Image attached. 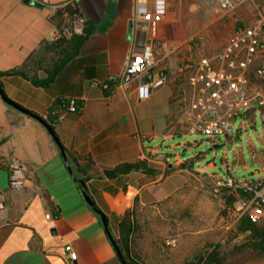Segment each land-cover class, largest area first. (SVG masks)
Returning a JSON list of instances; mask_svg holds the SVG:
<instances>
[{
    "label": "crops",
    "instance_id": "0c3cea01",
    "mask_svg": "<svg viewBox=\"0 0 264 264\" xmlns=\"http://www.w3.org/2000/svg\"><path fill=\"white\" fill-rule=\"evenodd\" d=\"M185 1L168 0L166 16L150 23L146 32L133 19L138 0H44L39 2L42 7L35 0H0L1 86L21 107L49 115L75 172H70L47 126L0 92V157L16 158L27 166L23 188L0 183V264H69L67 245L76 252L73 264H125L76 177L85 180L118 238L119 222L128 209L169 197L193 171L225 176L195 166L196 154L160 151L159 139L172 140L188 132L178 116L176 92L186 89L183 80H171L144 99H138L135 84L112 82L122 72L132 44L142 46L150 38L169 44L171 53L181 48L187 38L181 36L183 26L175 19L181 18ZM197 2L189 4L190 10H198ZM262 2L239 0L238 5L255 15ZM74 11L83 22L73 18ZM85 26L92 30L79 45L74 35ZM158 57V68L172 73L173 60L164 63L161 53ZM51 71L53 79L47 85L31 78L46 79ZM257 90L264 93V86ZM71 98L78 100L80 111L68 109ZM255 111L256 106L248 109L246 116L252 118ZM242 126L243 122L239 129ZM182 144L194 145L188 141L170 146ZM263 153L252 151L257 161ZM139 159L153 172L106 174L120 163ZM150 189L153 192L146 194ZM192 256L183 254L178 262Z\"/></svg>",
    "mask_w": 264,
    "mask_h": 264
},
{
    "label": "rangeland",
    "instance_id": "374dc122",
    "mask_svg": "<svg viewBox=\"0 0 264 264\" xmlns=\"http://www.w3.org/2000/svg\"><path fill=\"white\" fill-rule=\"evenodd\" d=\"M193 1L195 0L183 2L181 18L175 19L185 29V32L181 29V36L187 39L178 51L168 55H164V52L161 54L164 63L172 59L177 65L184 56L188 58L216 54L223 50L239 22H250L257 17V14L248 13L244 4H239L230 11L218 9L216 0H198V10L192 11L189 4ZM254 81V89L259 85L264 86V80L258 77ZM176 93L180 95L179 92ZM255 106L252 118L242 115L236 118L233 136L227 140L225 136H221L216 142L226 141L220 148H215L212 140L203 133L187 132L172 140H158V143H162L161 152L196 154L195 166L225 176L193 171L187 181L169 197L150 205H137L134 208L136 229L131 241V253L135 257L152 264H176L183 254H205L217 245V256L221 261L210 264H264V255L256 250L248 246L239 249L247 241L245 233L237 234L235 231V217L241 204L237 202L235 207L225 204L228 197H231V192L223 184V179L231 173L240 179L264 176L259 163L264 165V153L259 157V162L252 154L253 150L264 151V122L260 106ZM178 116L180 122L185 124L181 102ZM242 122L243 126L239 129ZM188 141L194 143L191 148L183 144L170 146L172 142ZM172 156L169 154V159ZM227 169L230 170L229 174ZM255 215L257 220H264V211H258ZM195 230L196 235L193 234ZM172 237L177 238L176 245L168 243Z\"/></svg>",
    "mask_w": 264,
    "mask_h": 264
},
{
    "label": "built area",
    "instance_id": "2783aa9c",
    "mask_svg": "<svg viewBox=\"0 0 264 264\" xmlns=\"http://www.w3.org/2000/svg\"><path fill=\"white\" fill-rule=\"evenodd\" d=\"M216 2L217 8L224 11L233 10L238 5L237 0ZM167 10L168 0H138L133 19L147 32L149 24L161 21ZM72 16L79 22L84 21L77 11ZM163 52L164 55L170 54L172 47L150 38L142 46L132 44L125 56L122 72L113 80L125 86L135 84L138 99L147 98L156 88L171 80H183L186 89L179 92L178 98L183 106L186 129L191 134H205L214 144L221 136L226 140L231 138L236 118L240 115L246 117L247 110L255 105L262 108L264 122V93L254 89L255 77L264 80V0L257 17L250 22H240L220 52L184 58L172 73L166 67L158 68L161 61L158 53ZM68 109L78 112L81 105L76 98H71ZM43 118L48 120L49 115L45 114ZM3 165L9 171V186L23 188L27 181V166L16 158L6 161L0 157V166ZM223 184L251 192L249 197L240 199L236 221L244 212L256 219L255 213L264 211L263 178L240 179L231 173L223 179ZM0 206H3L2 202ZM168 243L176 245L177 238H170ZM66 249L67 260L73 264L76 252L71 245Z\"/></svg>",
    "mask_w": 264,
    "mask_h": 264
},
{
    "label": "trees",
    "instance_id": "16d2710c",
    "mask_svg": "<svg viewBox=\"0 0 264 264\" xmlns=\"http://www.w3.org/2000/svg\"><path fill=\"white\" fill-rule=\"evenodd\" d=\"M91 26H85L83 31L80 34H75V38L79 45H81L88 37L91 32ZM16 72L22 73L25 76H28L23 70H14ZM53 71L50 72L49 76L46 79H40L36 77H31L33 81L37 84L47 85L53 79ZM112 82H117V80H113ZM47 120V119H46ZM50 124H54L51 118L47 120ZM133 170H143L145 172H153L151 167H148L145 160L139 159L131 162H123L116 165L112 169L106 170V174L115 177L119 174L129 173ZM224 188L231 192V197L226 200L225 204L227 206H234L237 202L240 201L243 197H249L251 192L247 191L245 188L239 187L234 189L227 185H224ZM137 201V197L135 198V203ZM136 229V217L134 208L128 209L125 214L122 216L119 222V231L120 236L115 238L117 246L120 248V251L123 256H121L122 260L125 264H152L146 262L142 259L135 257L131 253V241L133 233ZM235 231L237 234L245 233L247 236V241H245L240 248H244L246 246L251 247L256 250L259 254L264 255V220L259 221L255 219L250 213L244 212L237 219L235 224ZM218 255V246L215 245L212 250L205 254L197 255L194 254L191 258H187L183 261L177 262L176 264H210L212 262H220L221 259Z\"/></svg>",
    "mask_w": 264,
    "mask_h": 264
},
{
    "label": "water",
    "instance_id": "95a60500",
    "mask_svg": "<svg viewBox=\"0 0 264 264\" xmlns=\"http://www.w3.org/2000/svg\"><path fill=\"white\" fill-rule=\"evenodd\" d=\"M27 2H30V0H25ZM37 6H43L41 3L37 2L35 3ZM0 92L2 93L3 97L5 98L6 101H8L9 103L13 104L14 106L22 109L23 111L29 113V114H32L34 116H36L37 118H39L46 126L47 128L49 129V131L51 132V134L53 135V137L55 138V140L57 141V143L59 144L60 148H61V152L65 158V161L67 163V166L70 170V172L75 175V172H74V169L70 163V160H69V157L67 155V152H66V149H65V146L63 145V143L61 142V140L59 139V136L57 135L55 129H54V126L52 124H50L46 119H44L42 116H39L37 114H34L32 113L31 111L21 107L19 104H17L16 102H14L13 100H11L4 92L2 86H1V83H0ZM226 143V141H224L223 143H215L214 144V147L215 148H220L221 146H223L224 144ZM76 179L81 182L82 186H83V195L87 201V203L95 210L97 211L100 215H101V218H102V222L107 230V233L109 234L114 246L116 247L117 249V252L121 255V251H120V248L117 246V243H116V240H115V237L111 231V228H110V225H109V219H108V216L107 214L96 204L93 196L91 195L90 191L88 190L87 188V185L85 183V180L81 177H76ZM0 183H1V186L2 187H8L9 186V171L7 168H1L0 169Z\"/></svg>",
    "mask_w": 264,
    "mask_h": 264
}]
</instances>
